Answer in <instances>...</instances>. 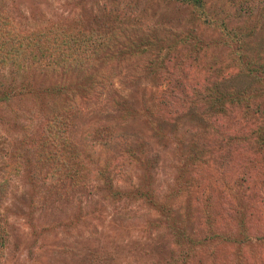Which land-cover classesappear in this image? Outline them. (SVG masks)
Wrapping results in <instances>:
<instances>
[{
  "label": "rangeland",
  "instance_id": "obj_1",
  "mask_svg": "<svg viewBox=\"0 0 264 264\" xmlns=\"http://www.w3.org/2000/svg\"><path fill=\"white\" fill-rule=\"evenodd\" d=\"M132 1L0 0L2 27L8 21L26 37L61 38L111 10L150 43L144 62L158 48L182 53L164 64V78L137 72L138 60L117 70L105 37L85 55L81 82L53 69L47 54L0 71V264L172 263L183 250L174 232L208 237L204 212L230 242L206 240L200 255L178 258L264 264V81L248 71H264V3L199 0L193 10L137 0L133 10ZM229 30L241 32L231 48ZM188 35L200 51L179 42ZM187 84L214 87L229 102L251 86L254 96L242 98L255 111L243 115L234 99L216 115L205 90L180 111L177 94ZM170 99L166 110L161 102ZM239 217L243 238L234 229Z\"/></svg>",
  "mask_w": 264,
  "mask_h": 264
},
{
  "label": "trees",
  "instance_id": "obj_2",
  "mask_svg": "<svg viewBox=\"0 0 264 264\" xmlns=\"http://www.w3.org/2000/svg\"><path fill=\"white\" fill-rule=\"evenodd\" d=\"M135 1H132V5H130V8H133V10L137 9L138 6L135 5ZM178 3L187 5L191 9L195 10L197 4L200 3L199 0H177ZM243 2L248 3L251 2V0H244ZM244 3V4H245ZM259 4L264 3V0H258ZM116 3H113L114 5ZM117 7V6H116ZM194 7V8H193ZM250 7L247 5V9ZM110 17H103L104 19L101 20H95L93 25H90L87 23V25L84 28L78 29L73 28L72 30H66V33L63 32L61 38L59 34H55L52 32L38 34L32 37H26L22 33L16 34V29L13 28V26L10 24V22L6 21V23L3 24L4 27L1 25V29L3 31H0V71L7 69L9 67H14L17 64H19V58L26 57L27 59L35 60V59H44V54H47L48 57L46 59H50L48 61L49 64H51V61H54L52 65L54 66L53 69H59L61 68V71H66L67 73L71 72V75L74 77L75 75L78 76V81L81 82V79L88 77V69L80 68L82 61L85 59V55H90L91 46L92 43H94V46L97 44L96 42H101L105 37L112 42V48L115 56L119 59L118 65L116 66L117 70H120L121 64L124 65H133L135 61H140L143 63V66H137L136 71L139 73L142 72H152L155 70L157 72L156 74H160L159 77L164 78L166 75V69L163 68L165 63L171 62V60H177L180 55L178 54L175 56H169L170 51H172L171 47L167 48L163 51V49L158 48L156 50L155 54H152L153 57L146 63L144 62V56L143 54L147 52L150 48L148 42L140 40V37H138V33H136L132 28L129 27H121L120 21H122L121 18L116 13H112L110 10ZM84 22H78V24L82 25ZM121 27V28H120ZM135 28V25L133 26ZM137 27V26H136ZM125 28V29H124ZM0 29V30H1ZM236 32L238 34H241V32L229 30L225 33L226 40V47L231 48L229 44H231L232 39H235ZM96 36V37H95ZM139 39H138V38ZM229 38V39H228ZM118 39L119 42L116 40ZM198 37L195 35H188L182 37V41H179L180 43H186L191 46H193L194 50L200 51L198 47V43L196 44ZM103 42V41H102ZM227 42L228 43L227 45ZM96 43V44H95ZM176 45V43H175ZM95 48V47H94ZM151 53V52H150ZM83 55V56H82ZM40 56V57H39ZM82 56V59H80ZM29 57V58H28ZM22 58V59H23ZM79 58V61L78 59ZM198 59V57H197ZM38 61V60H37ZM192 61L195 62L194 58H192ZM41 62V61H40ZM20 65V64H19ZM102 65L109 66L108 63L103 62ZM110 67V66H109ZM176 70V69H175ZM248 71L261 73L263 74L262 80L264 81V71H256L252 66L248 68ZM174 73H177L175 71ZM256 75V74H255ZM82 77V78H81ZM136 78H139L138 76H134ZM79 83V82H77ZM20 84V82H19ZM201 85V86H200ZM264 85V83H263ZM206 84H197L189 87V84L186 85L185 90H182L183 92L178 93L177 95H181V103L176 102V106H179L180 111H184V104L186 106L187 103L193 102L198 103L200 102V96L202 95V90L207 91V101L209 102V109L216 115L221 114L219 110H225L224 105L226 103L231 102V107H233L235 104L233 101L236 99L235 102L237 104L239 103L240 106L237 109L244 110V114H247L250 109L254 108L250 105H248V102L246 99H243L244 95H247L248 93L252 94L253 89L248 87L247 89H243L241 91H237L236 97H234V94H232V100L230 102L226 99V95L223 93H219L218 91L214 90V87H207ZM183 88V89H184ZM197 88V89H196ZM206 88V89H205ZM194 92H193V91ZM254 91H258L254 90ZM195 95V99L189 101L187 100L188 95ZM190 97V96H189ZM244 97V98H247ZM170 100H165L161 102L165 107L166 110H168V103ZM242 103V104H241ZM252 111V113H253ZM260 130L259 128H255L254 130ZM258 131L257 133H259ZM242 141L245 139H242L241 136L238 138ZM135 192H138L137 189ZM241 217V214L239 212H236V215ZM206 213H203L204 216V233L205 231L208 233V237H204L202 240H195L191 241L190 238H184V234L179 232H174V240L173 243L176 246H179L180 248H183V250L180 252V255L178 254L177 257H174V260L172 263H169V260L167 262L165 261V264H186L183 262L182 259L178 258L183 254H186L187 252L192 255H200L199 252L203 250L202 244H204V241L206 240H214V239H221L224 241L230 242V234H224V236L219 233L216 234V230L213 229L212 225H208L209 220H207V217L205 216ZM238 220V224L235 226L236 236L239 237H246L247 231L244 230L243 222L242 220ZM208 227V228H207ZM206 228V229H205ZM233 232V230H231ZM190 249V250H188ZM211 256V255H210Z\"/></svg>",
  "mask_w": 264,
  "mask_h": 264
}]
</instances>
